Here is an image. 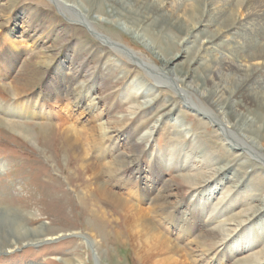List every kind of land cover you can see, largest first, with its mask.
I'll return each instance as SVG.
<instances>
[{"label":"bare ground","instance_id":"bare-ground-1","mask_svg":"<svg viewBox=\"0 0 264 264\" xmlns=\"http://www.w3.org/2000/svg\"><path fill=\"white\" fill-rule=\"evenodd\" d=\"M32 1L34 12H30L32 9H22V13H16L11 19L12 25L8 31L6 30V35H10L22 29V37H28V43L31 44V49L29 51L26 50L24 56L22 55V59L24 60H22L24 65L23 70L19 69L18 72L17 70L14 71V73L17 72L16 75L12 73L11 82L7 87L6 85L4 86L18 100L13 103L8 102L7 104H4L5 101L3 103L0 102V112L12 117L32 118L36 114H34V111H31L32 105L29 108V105L34 100L31 97L36 98L37 96L38 99L41 97L40 113H42V108L45 105L43 101H48L50 106L44 107V112L55 122L54 126L58 127L62 142L67 144L66 151L74 156L79 168L84 170V172L85 169L90 171L93 183L91 189L88 191L95 194L99 201L107 200L122 211L125 216V222L127 223L126 231L130 234L128 236L129 238L135 239V241L141 238L146 239L147 242L151 240V249H145L146 251L142 259L149 261L150 264H188L182 261L183 259L180 261L179 258L173 257L184 250L172 243L169 235L162 234L160 229L157 228L158 226L156 227L152 224L153 221H150L148 213H150L149 209H152V207L146 208V206H141L140 202L147 193L145 186L142 185L144 184L143 167L141 165H134V168L127 169L128 171L126 169H120L122 171L120 176L116 172L114 173L115 167L112 164L108 165L109 169L106 171L109 176H119L118 178L121 180L120 185L125 188L135 189L136 192L138 191L137 187L140 185L143 186H140L141 188L139 187L143 192L139 190L140 195L136 197L138 204H134L133 202L135 201L131 203L130 198H128V196L131 197L130 192L125 197L113 189L114 178L107 180L103 178L104 172L99 168L95 160L93 161L90 158L89 151L85 150V145L89 144L91 147H96L99 152L100 150L108 151V147L116 143L115 140H111L113 138L112 134H120L121 132L131 135V143H129L132 144L131 156H136L148 150L149 156L151 157L154 154L152 149L155 146V135L158 132L159 126L162 124L161 122L166 119L175 124L176 131L183 133L182 137L191 134V130L186 127V124L177 112L178 110H184V107H189L196 113L208 118L225 133L226 137L221 138L224 142L231 147L234 144L239 147L240 151L238 152L226 148V153L231 154L233 152V160L237 161L239 168H242V170L253 168L248 171L247 177L244 180L239 176L238 169L232 166H229V171L223 177H220L224 169V165L220 162L221 158L216 156V153L204 142L198 140L196 136L190 135L189 141L181 147H176L177 143H174L169 147V150L157 152L156 160H159L161 156L163 157L165 155L162 168L167 172L174 170L184 172L181 176L176 175L173 180L170 178L167 179L169 182L163 186V193L158 194L155 198L156 201L153 204L155 208L152 210H155L156 217L160 219L168 218L175 225L189 224L187 227H182L181 232L193 230L199 224L200 217L206 216L209 220V223L205 226L208 231L201 235L202 237L198 236L196 239L194 238L193 241L197 247H204L209 250L218 247V249L222 250L221 257L223 258L231 256V251L247 253L237 258L234 264H264V196L260 197V191L264 187V171L259 181L257 176L262 169L257 164L249 161L245 154L241 152L245 151L247 153L246 151H249L257 159L259 158L261 162L264 161V124L261 123L264 117V69L249 68L241 62L242 58L252 55L250 52L252 53L253 48L258 49L256 51H263V54L258 57L253 54L252 56L254 58L264 57V42L262 40V37H264V0H244L245 11L243 17L236 15L238 5L235 6V0H203L209 5L204 22H202L201 18L195 17L199 7V0H197L196 3L192 4L193 8L190 17L195 21L186 23L187 25H183L182 27L186 33L184 37L178 40L166 41L165 39L167 37L163 38L158 33L150 34L151 39L154 41L147 46V49L158 56L167 69H164L165 67H157L154 63L145 61L139 55H133L132 52H123L135 66H140L145 70L146 68L155 70L159 74L156 82L161 85L150 86L146 78L139 71H135L126 81L125 87L112 92V94L107 92L110 88L108 89L106 77L107 79L108 77L112 78L110 83L116 80L119 81L125 77L123 75L125 70L121 62L122 60L117 58L115 53L120 52L117 44L121 42L110 38L106 34L102 35L101 32L96 30L93 24L94 22L87 16L80 4H71L69 3L70 0ZM86 1L88 4H91L90 0ZM104 1H107L106 3L112 7L116 0H112V3H109L108 0ZM104 1L99 0L101 3L99 7L100 11H103L102 5L105 4ZM222 1L223 3H221ZM81 2L83 3L84 0ZM157 2L158 0H152L150 3L151 5H156ZM228 6L229 9H226ZM53 7H58L66 18L71 19L73 23L71 29L76 33L78 31L77 34L83 35L81 34L82 27L79 26L80 24L94 29L95 34L97 33L99 36V44L103 47L98 48L92 45L93 47L90 50H94V54L89 56L91 51L86 49L89 43H83L77 37L63 52L61 50L64 45L62 47L60 46L57 52H53L54 47L50 44L53 37L58 34L64 35L66 38L68 37V31L60 27L58 18L57 20H52L50 17L42 18V16H45L43 9L47 8L48 10V8ZM158 7L160 11L165 12L164 5H159ZM115 10L117 14H122L118 7H115ZM25 16L29 19L25 20ZM237 20H239L238 24ZM1 21L0 17V34L4 30V24ZM36 21L40 22V26L51 22L50 33H46L45 35L40 34L39 31L42 29H37L39 25H35ZM180 22L182 21L178 18L177 23ZM217 23L220 26L209 37V42L219 39L223 33H236L248 26L251 30L244 35L246 39L245 45L240 47L237 45L224 51L219 50L222 59L218 60L217 58H213L211 74L200 82L197 79L198 82L195 85L190 81V77H194L191 75L192 69L189 67L187 68L188 70H181L184 62L183 58L187 57L190 48L187 46L183 50L180 46L185 41L189 40V42H192L191 40L196 35L195 32L201 26L211 27ZM190 36L192 37L190 38ZM157 40H159V45L158 47H154V43ZM12 49L13 51L9 55L13 56L15 61H18L19 51L16 46H13ZM99 56L105 57L106 62H101L98 66L92 60L97 59ZM136 58L139 59L136 60ZM197 60L198 57H195L193 61ZM14 64L11 62L9 65L12 70L15 67ZM118 71H120L119 76L111 75V73ZM92 75H95V78L90 80ZM240 75L241 77H239ZM4 77L5 75L0 73V81ZM79 79L82 80L79 81ZM177 79L184 83L183 85L185 87H188L196 93L207 106H203L200 102H195L190 96L191 90L183 88ZM155 87L169 88L172 90L178 89L182 104L181 102L171 103V98L168 95L160 97L157 94L161 90H157ZM161 92L165 93L166 90H162ZM93 95H96V100ZM23 96L26 97L22 99ZM102 100L108 102L109 106L105 117H102L100 111L98 113L95 112L98 104ZM162 101L168 102L171 104V107L159 114V117L146 129L141 130L142 132L140 134L133 136V133L129 130L130 127L148 116ZM73 115H76V117L77 115H85V118L88 116L86 118L87 120L83 121L81 125L85 132L82 140L78 137L79 135L75 131L74 126L71 125L74 122L71 124L69 122L68 118ZM3 125L9 127L10 124L3 122ZM18 132L21 136L23 135L26 139L31 140L28 137L29 135L23 130H18ZM124 153L122 152V154ZM116 156L118 155L116 154ZM133 156L131 159L134 160ZM95 159L97 161L99 158L95 157ZM116 160L120 164H124L125 158L118 157ZM130 162L132 164V160ZM196 165L199 166L197 170H195ZM0 167H4V164L1 163ZM130 171L137 172L140 176H132ZM248 175H252L255 182H249ZM234 182H236V185H234L236 189H227L226 184ZM173 183L179 185L178 188L184 189V195L187 196L185 201H189L188 210L179 214L178 209L174 211H169L168 209L170 201L167 200L168 196L166 192L172 190ZM121 193L123 194V192ZM214 198H216V201L212 202ZM259 199L260 202L258 201ZM219 205L221 206L220 211L218 210ZM236 207L237 209H234ZM89 212H91L92 216L94 214L99 218L103 216L99 213L97 214L93 208ZM96 215L94 218H96ZM7 216L11 217V214L8 212L5 214L0 212V226L9 240L12 237L16 238L13 242L20 240L23 242L20 245L39 244L43 241H52L56 238L45 237L42 240V226L34 228L26 227L19 220L11 224ZM191 221L195 222L190 226ZM72 234L77 233L74 232ZM80 238L87 245H93V241L88 236L80 235ZM223 248H226V251ZM157 249H159L161 254L168 255L172 253L173 255H165L162 259L160 257V260H157L153 253ZM3 250L5 249H0V251ZM12 250L13 248L10 251ZM190 250L193 251L194 249L190 248ZM60 260L68 264H73L68 259L61 258Z\"/></svg>","mask_w":264,"mask_h":264},{"label":"rangeland","instance_id":"rangeland-1","mask_svg":"<svg viewBox=\"0 0 264 264\" xmlns=\"http://www.w3.org/2000/svg\"><path fill=\"white\" fill-rule=\"evenodd\" d=\"M30 1L32 0L0 1L2 4L0 6V17L2 20L1 22L4 24V30L0 34V73L5 75L3 79L1 78L2 81H0V102L3 103L5 101L4 104L8 102L13 103L18 100V98L15 97L12 92L6 90L4 86L6 85L7 87V85H9L14 71L17 70L18 72L19 69L23 70L24 60L22 59V55L24 56L25 51L31 49V44L28 43V37H22V29L10 35H6V30L8 31L12 25L11 19L16 13H22V9H32L30 12H34L33 1ZM81 1L83 0H70L69 3L82 5V9L85 10L87 16L94 22L93 24L96 30L101 32L102 35L106 34L110 38L121 42L117 44V48L120 49V52L115 53L117 58L122 60L121 62L125 70L123 75H125V77L111 83L110 81L112 78L108 77L107 79L106 77L108 89L110 88L107 92L112 94V92L116 90H121L125 87L128 78H130L135 71H139L146 78L150 86H160L161 84L156 82V78L159 77V74L155 70L153 71L147 68L145 70L140 66H135L123 52H132L133 55H139V57L144 58L147 62L154 63L157 67L160 66L161 68L165 67L164 69H167V67L162 64L161 59L147 49V46L154 41L151 39L150 34L158 33V35L163 38L167 37V39H165L166 41L173 39L178 40L184 37L186 33L182 27L183 25L185 26L195 21L190 17L193 8L192 4L196 3L197 0H158L156 5H151L150 2L152 0H116L112 7L106 3L107 1L103 0L105 3L102 5L103 11L99 9L101 6L99 0H90L91 4H88L86 0H84L83 3ZM108 2L112 3L113 1L108 0ZM198 3V13L195 14V17L201 18L202 22H204L209 5L203 0H199ZM221 3H223V1ZM159 5H164L165 12L159 10ZM235 6L238 7L236 15L238 17H243L245 11L244 0H235ZM115 7H118L122 14H117ZM226 9H229V6ZM43 11L45 13V16H42L43 19L50 17L52 20H57L58 18L60 27L68 31L67 38L64 35L58 34L50 41V44L54 47L53 52H57L60 46L62 47L64 45L61 50L63 52V50L67 46H70L77 37L80 38L83 43H89L86 47L87 50H90L94 45L98 48L103 47L99 44L98 34H95V30L89 26L85 27V25H79L82 27L81 34L83 35H79L77 34L78 31L76 33L71 29L73 25L71 19L66 18L58 7L48 8V10L44 8ZM230 15H232V13H230ZM178 18L182 22L177 23ZM28 19V17L25 18V20ZM239 20H237V24ZM39 24L40 22L36 21L35 25L38 26ZM41 26L39 25L37 28L38 30L42 29L39 31L40 34L45 35L46 33H50V28L52 26L51 22H47ZM219 26V23L211 27L201 26L200 29L197 30L198 32H195L196 35L191 40L192 42L188 40L180 46L183 50L187 48V46L190 48L187 57L183 58L184 62L181 66V70H188L187 68L189 67L192 69L191 75L194 77H190V81L195 85L198 82L197 79H199L200 82L211 74L213 69V58H217L218 60L222 59L219 50L224 51L237 45L239 47L245 45L246 39L244 35L251 30L248 26L236 33H223L219 39L209 42V37L218 30ZM191 37L192 36H190V38ZM262 40L264 42V37H262ZM158 45L159 40L154 43V47H158ZM13 46H16L19 51L18 61H15V58L9 55V53L13 51ZM256 50L258 49L253 48L250 54H254V56L257 57L263 54L262 50ZM90 51L89 56L94 54V50ZM252 55L242 58L241 62L249 68L264 69V57L254 58ZM195 57H198L197 61H193ZM138 59L136 58V60ZM105 60V57L99 56L92 61L99 66L101 62H106ZM11 62L15 63L14 65L17 68L14 67L12 70L9 66ZM17 72L14 74L16 75ZM119 73L120 71L111 73V75L119 76ZM239 77H241V75ZM94 78L95 75H92L90 80ZM81 80L79 79V81ZM178 82L183 88H188L179 80ZM155 88L161 91L166 90L165 93L159 91L157 95L160 97L168 95L171 98V103L181 102L178 89ZM190 92V96L195 102L197 101V103L200 102L203 106H207L196 93L192 90ZM25 97L26 96H23L22 99ZM31 99L34 100L29 105V108L32 105L31 111H34V114H36L32 118L12 117L0 112V166L1 163L4 164V167H0V212L4 214L8 212L11 214V217L7 216L11 224L19 220L26 227L34 228L42 226V240L45 237L56 238L52 241H43L39 244L20 245L23 243L22 241L18 240L17 242H13L16 240L15 237L9 240L0 226V249H5L0 251V264H7L8 262V264H68L60 260L61 258L68 259L72 261L73 264H150L149 261L143 260L142 256L146 250L151 249V240H149L150 242L148 241V243L144 238L136 241L135 239L129 238L128 236H130V234L126 231L127 223L125 222V216L122 211L107 200L99 201L95 194L88 191L91 189L93 183L90 171L85 169L84 172V170L79 168L78 162L75 160L74 156L66 151L67 144L62 142L58 127L54 126L55 122L44 112V107L50 106L49 102L43 101L45 105L42 108V113H40L39 108L42 103L41 97L38 99L37 96L36 98L32 96ZM108 107V102L102 100L100 104H98L95 112L98 113L100 111L102 117H105ZM169 107H171V104L162 101V103H160L158 107H155L148 116L132 125L129 130L133 133V136L140 134L159 117V114L168 110ZM183 109L184 110H178L177 112L186 124V127L191 130L190 135L196 136L198 140L204 142L211 148V150L216 153V156L221 158L220 162L224 165V169L220 177H223L225 173L229 171V166H232L238 169L240 173L239 176L244 180L247 177L248 171L253 167L242 170V168L237 166V161L233 160V152L231 153L232 155L226 153V148L238 152L240 151L239 147L236 144L231 147L224 142L222 139L225 133L208 118L196 113L189 107H184ZM86 118L85 115H77V117L73 115L68 118L70 124L74 122V124L72 123L71 125L74 126L80 140L84 138L85 132L81 125L83 121L87 120ZM3 122L10 124L9 127L3 125ZM161 123L155 135V150L152 149L154 154L151 157L149 156L148 150L144 153L140 150L141 153L138 154L139 156L132 155L134 160L131 159L132 144H129L131 143V135L121 132L120 134H112L113 138L111 140H115L116 143L109 146L107 149L108 151L100 150L99 152L96 147H91L89 144L85 145V143H83L86 147L85 150L89 151L90 158L93 161L95 160L96 164L104 172L103 178L106 180L114 178L113 189L118 191L121 196L125 197H127L130 192L131 197L128 196V198H130L131 203L135 201L133 202L134 204H138L136 197L140 195V191L143 192L142 189H139L141 185L137 187L138 191L135 192V189L121 186V180L118 177L122 172L121 170L133 169L134 165H141L143 167L144 176V184L142 185L145 186L147 193L145 192L146 195L142 193L145 197L140 203L141 206H146V208L152 207V209L155 208L153 206L156 201L155 198L158 194L163 193V186L169 182L167 179L170 178L173 180L176 175L181 176L184 172H177L178 170L167 172L162 168L165 155L163 157L161 156L159 160H156L157 152L169 150V147L174 143L178 144H176V147H181L183 144H186L190 138V135L182 137L183 133L176 131L175 124H173L172 121L166 119ZM261 123L264 124V117ZM18 130H23L29 135L28 137L31 140L26 139L23 135L21 136ZM228 140L231 141L230 138H228ZM122 152L125 153L122 154ZM241 152L245 154L249 161L257 164L262 169L257 176L260 181L263 175L262 172L264 171V161L261 162L259 158L257 159V157L249 151H246L247 153H245V151ZM116 154L118 156H116ZM95 157L99 159L96 161ZM118 157L125 158V165L122 163L120 164L119 161L116 160ZM131 160L133 165L130 164ZM111 164L115 167L114 173L116 172L117 175H119L118 177L109 176L106 172L109 169L108 165ZM198 167L199 166L196 165L195 170H197ZM131 174L132 176H140L137 172H131ZM228 175L232 176L231 174ZM248 181L255 182L254 177L248 175ZM235 183L236 182L227 183V189H236L234 186L236 185ZM172 186V190L166 192L168 196L167 200L170 201L168 209L169 211L178 209V214L185 212L189 208V201H185L187 196L184 195V189L178 188L179 185H176V183H173ZM121 192H123V194ZM261 196H264V187L263 190L260 191V197ZM260 199L258 200L259 202ZM215 201L216 198L212 200V202ZM218 207L220 211L221 206L219 205ZM237 207L234 209H237ZM92 208L96 210L97 214L103 215L102 218H99L96 214L92 216L91 212H89ZM152 209L150 208V213H148L150 221H153L152 224L156 227L158 226L157 228L160 229L162 234L169 235L172 243L184 250L178 255L173 256L179 258L180 261L183 259L182 261L188 264H234L237 258L247 254L246 252L236 253L231 251V256L223 258L221 257L222 250L218 249V247H214L212 250L204 247H197L196 243L193 241L194 238L196 239L198 236L202 237L201 235L208 231L205 227L209 223L206 216L200 217L201 220L198 221L199 224L193 230L181 232L182 227H187L189 224L178 226L172 223L170 219L168 220V218L160 219L155 216L156 212ZM95 215L96 218H94ZM194 222L195 221H191L190 226ZM74 232L77 234H72ZM80 235L88 236L93 241V245H87L80 238ZM12 248L13 250L10 251ZM190 248L194 250L192 251ZM224 251H226V248ZM153 253L157 260L160 257L162 259L165 255H173L172 253L168 255L161 254L159 249L153 251ZM155 258L154 260H156Z\"/></svg>","mask_w":264,"mask_h":264}]
</instances>
